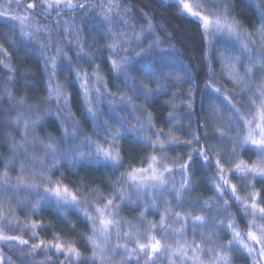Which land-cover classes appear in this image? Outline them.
Returning <instances> with one entry per match:
<instances>
[{
  "label": "snow or ice",
  "instance_id": "obj_1",
  "mask_svg": "<svg viewBox=\"0 0 264 264\" xmlns=\"http://www.w3.org/2000/svg\"><path fill=\"white\" fill-rule=\"evenodd\" d=\"M7 7L0 10V17H8L15 21L13 28H18L22 36L27 39H36L39 44L40 55L45 60V69L48 70L49 80L47 82V91L49 93L45 103L56 102L60 107L63 101L64 108L68 107L69 96L63 91L66 85L53 83L57 71V56H64L72 70L75 71V80L78 87L82 90L84 96L86 111L91 116L95 125L96 135H103L108 147H104L99 142L85 136L82 144L92 146V151L85 153L79 151L77 147L67 146L65 151H61L55 143L44 144V141L35 136V129L41 123V117L24 119V116L31 111V108L25 112L17 113L10 119L9 123L17 129L23 128L21 133L22 141H15L11 133H8L7 140L11 142L10 151L14 154L13 158L5 162V171L0 173V221L6 222V225L14 230H24L38 242L29 244L28 240L21 236H12L0 231V244H3L8 251L17 255V258L24 264V257H34L38 252L45 257L44 260L35 261L32 259L30 264H233V256L227 250H235L244 255L250 261V264H264V223H258V219L264 221V200L261 192L254 190L253 181L264 183V14L260 16L261 24L256 32L247 30L241 31L243 25L231 16L234 11L230 0H164L168 6H175L178 11L176 16H182L184 19H191L197 22L201 27V34L205 37V43L217 53V59L221 62L222 70L227 74L230 82L239 88L235 99L233 96L211 82L214 78L211 65L209 64V80L205 83V90H210L216 94V98L221 100L229 108L227 117L220 115V108L215 103H209L207 110L214 116L217 123H223V127L215 130V138L218 142L229 143L232 145L231 155L239 156L242 151L252 150L257 154V159L252 164L243 160L235 163L233 168L228 169L229 173L236 175L242 181L241 188L247 192V196L242 198L238 195L237 185L230 183L226 178L224 166L220 159L213 157L216 174L211 180L217 195L222 200V204L213 209L215 201H202V208L211 213L210 216L193 215L192 211H176V208H184L187 197L185 192L193 190L189 180L188 169L193 160L192 153L200 156L206 166H211L208 152L215 145H209L208 150L203 146L192 149L188 156V161L177 165L176 168L169 167L165 161L169 159L166 154V148L177 147L182 144L190 146L192 141L182 142L171 135V131L165 134L155 129L153 116L146 109L133 102V96L125 91L122 95L116 96L112 93L106 83L104 76L99 74V66H95V71L89 74L86 71L77 69L72 64L71 57L62 45L56 46V56H50L45 49L52 45V37L48 36L47 43H41L38 39L42 33L69 32L73 30L74 38H66V44L75 45V55L79 59L86 57L94 63L95 59L91 53L85 51L81 39L82 29L75 27L76 17L63 19L59 16L54 17L51 23H41L33 15L39 8L45 15H51L53 12L71 11L80 9L82 14L96 12V17L90 23L99 24L105 28L103 34L110 36L111 42L105 48L110 53V69L117 79L124 81L126 89L131 91L134 96L142 97L145 102H151L156 96L166 94V89L170 87L166 80H171L172 84H180L184 78L177 74L174 78L168 76L163 78L160 74L153 72L150 76L143 71L135 70L138 58L150 56L158 48L160 37L156 33V25L153 23V17L142 9L136 8L135 4L122 2V0H99L98 3L80 2V0H41L39 5L32 2L21 5L20 0H6ZM13 5H15L13 7ZM134 9L138 16L134 14ZM113 25H117L113 30ZM5 37L8 33H2ZM258 36V43L253 36ZM209 37L211 39H209ZM148 42L146 48H140L139 51L129 50L138 47L139 44ZM229 41L238 45L240 55H225L220 49L221 44H227ZM14 44V41L12 42ZM251 45V46H250ZM0 51H3L5 58L8 59L7 49L0 45ZM118 56V59H111V56ZM208 53H205V59H210ZM50 65V68H49ZM237 65L243 67V74L240 73ZM5 69L12 71L10 64L3 65ZM261 74V79L257 81L256 74ZM11 79V77H9ZM145 79H151L156 83L155 89L144 83ZM91 80V83L89 82ZM31 83L30 81H26ZM100 85L103 87V92ZM116 87L119 89L120 85ZM7 91V89H5ZM245 94L247 99L244 100ZM173 99L179 97V92H173ZM193 99L191 92L188 94V101ZM8 100H14L11 93H8ZM96 105L106 103L111 113L114 114L118 128H112L108 121L103 119L104 113L99 107L93 109L92 104ZM185 101L184 107L189 109L191 114L192 104ZM243 101V103H237ZM172 106L173 111L168 113L167 119L177 121L175 113L179 110L177 106L172 105L171 101L166 102ZM23 100L17 101L14 107H22ZM37 108L39 105L36 106ZM122 109L132 115L136 121L130 124L126 116L122 115ZM204 109L202 108L201 111ZM136 112H143L145 120L136 116ZM60 116V112H46L45 115ZM65 119L72 124L71 131L63 129L62 138L73 139L79 135L78 122L70 113L65 115ZM101 121H103L101 123ZM224 121H227L224 123ZM177 125H173L175 127ZM29 130L32 133V139H29ZM154 131L156 140L144 136L142 133ZM235 132V136L229 135ZM193 139L197 144L201 143V138L208 141L206 132H191ZM166 137V141L161 137ZM122 139H132L133 142L139 141L146 147L159 150L160 156L150 155L145 157L147 164L145 167L131 168L130 171L122 172L115 182H110V186L116 191L111 195L101 193L99 187L90 192L89 196H95L97 200L103 201L102 204L95 201H89L87 197L80 198L75 192L69 190L67 185H62L58 181H53L47 172L57 168L62 160H69L73 164L87 160L90 164L108 166L110 165L113 174L123 167V156L120 151V141ZM41 145L44 152L43 156L28 155L29 147L35 151V145ZM239 148V151L237 150ZM20 153L24 155L21 156ZM94 157V159H92ZM19 164L21 174L27 172V182L22 177H17L15 183L10 182L7 168L15 169ZM39 168V171L37 170ZM180 172L183 179L179 188L176 187L173 177L174 172ZM249 177L251 180L249 181ZM127 185V187H118V185ZM51 185V186H49ZM131 189V191H129ZM9 190L12 195H9ZM19 190H25L30 194L37 196L35 203L25 199H20L17 195ZM225 194L232 197V201L241 209V218L248 225V230L242 232L236 223L233 214L228 212L231 207L229 201L224 199ZM169 195L176 201L175 208L171 205ZM83 196V193H81ZM135 196V199H133ZM21 206L22 210L30 209L31 212H38L40 206L55 204L59 208L74 207L79 211L86 222L90 225L91 235L81 234L91 248V254L84 255L75 243L77 241L61 240L59 234L54 240L45 241L37 235V229L44 226L35 221L30 224H22L15 219V210L11 207L12 200ZM157 201H160L158 204ZM5 204L8 205L3 215ZM84 205V207H80ZM161 205L163 210L161 211ZM124 206L142 207L144 210L139 213V223L126 220L120 216V209ZM91 207L92 212L87 209ZM149 209L155 210L159 214V221H150L146 213ZM94 213V215H93ZM226 214V219H216L217 216ZM252 218L249 219L248 217ZM70 223V222H69ZM179 224V227L173 225ZM74 228V226H73ZM211 229V230H209ZM217 229L224 230L231 236L226 243H220V232ZM255 229V231L253 230ZM191 232L192 239L188 238ZM200 237L201 242L196 241ZM27 248V252L22 251ZM50 252L56 254L53 260ZM63 256L61 261L59 258ZM120 257L119 260L116 257ZM204 257H208L207 260ZM0 264H12L11 257L5 256L0 251Z\"/></svg>",
  "mask_w": 264,
  "mask_h": 264
},
{
  "label": "trees",
  "instance_id": "obj_2",
  "mask_svg": "<svg viewBox=\"0 0 264 264\" xmlns=\"http://www.w3.org/2000/svg\"><path fill=\"white\" fill-rule=\"evenodd\" d=\"M32 2V0H20L21 5H26ZM39 5L41 0H35ZM84 3H98L99 0H80ZM122 2H128L130 4H135L136 8L142 9L144 12L148 13L153 17V23L156 25V33L160 37V43L158 48L153 52L152 55L143 56L138 58V62L135 66V70L143 71L146 75H151L153 72L160 74L163 78L168 76L175 77L177 74L181 75L184 80L180 84H172L171 80H166L165 82L170 85L166 89V94H161L155 97L151 102H145L142 97H136L125 88L124 81L122 79H117L110 69V61L108 57L110 53L106 50L105 46L111 42L110 36L103 34L105 28L101 27L99 24H91L90 21L96 17V12H89L86 15L81 13L80 9H75L71 11H61L53 12L51 15H45L39 8L33 14L35 18L41 23L48 22L51 23L54 17H61L63 19H68L71 17H76L75 27L82 29L81 39L83 41V46L85 51L92 54L95 62H90L86 57L81 56L79 59L75 55V45L66 44V38H74L73 30L70 28L69 32H52L42 33L38 37L41 43L48 42V36L52 37V45L50 48L45 49L48 55L56 56V46L62 45L64 50L67 52V56L71 57L72 64L75 65L77 69L83 70L91 74L95 71V66H99V74L104 76L106 79L108 89L114 93L116 96L122 95L125 91L128 95L133 96V102L138 106L146 108L153 116V124L156 130H160L165 134L171 131V135L178 138L182 142L192 141L190 146L182 144L177 147L166 148V154L169 157L165 163L169 167L176 168L177 165L184 164L188 161V156L192 153V149L199 148L203 146L205 150H208L209 145H215L217 148L212 150L219 153V159L223 166L228 169L233 168L234 164L240 160L245 161L248 164H252L257 159V154L252 150L242 151L239 156L231 155L232 145L229 143H219L218 139L215 138V130L217 128L223 127V123H217V120L212 116L207 110L209 103H215L220 108V115L222 117H227L229 114V108L226 107L224 103H221L220 99L216 98V94L212 93L210 90H205V83L209 80V64L211 65L213 77L211 82L217 87L226 91L228 95L233 96L235 99V93L239 91L234 83L230 82L227 78V74L222 70L221 62L217 59V53L213 51L208 44L205 43V37L201 34L200 25L191 19H184L182 16H176L175 13L178 9L173 5L168 7L164 0H122ZM234 11L231 16L238 20L243 28L241 31L247 30L249 32H256V29L260 26L261 20L260 16L264 14V0H230ZM107 3V0H104ZM15 5H13L14 7ZM7 7L6 0H0V9ZM134 14L138 16L136 9L133 10ZM118 27L113 25V30ZM2 33H8L5 37ZM209 39H211L209 37ZM253 39L258 43V36L254 35ZM14 41V44L12 43ZM0 45L7 49L8 59L5 58L3 51H0V173L5 171V162L8 159L13 158L14 154L10 151L11 142L7 140L8 133L14 137L15 141L21 142V133L24 129L21 127L17 129L15 126L9 123L10 119L14 118L17 113L25 112L27 109L31 108V111L24 116V119L36 118V116L41 117V123L35 129V136L39 137L44 141V144L55 143L58 148L63 152L66 150L67 146L77 147L79 145V151L81 152H91L92 146L88 144H82L84 137H91L92 140L99 142L104 147L108 144L105 143L103 135H96L95 125L92 121L91 116L88 115L86 111V105L82 90L78 87V82L75 80V71L72 70V65L69 64L64 56H57V71L53 83H58L61 85H66L63 91L69 96L68 107L64 108L63 101H61L60 107H57L55 101L52 103H45L49 93L47 89V82L49 80L48 70L45 69V60L40 55L39 44L36 39H27L22 36L18 28H13V25L5 21L0 20ZM148 42L139 44L138 47H134L129 50V54L133 51H139L140 48H146ZM251 46V45H250ZM221 51L224 54L235 56L240 55L237 48L238 45L229 41L227 44H221ZM211 57L210 59H205V53ZM111 59H118V56L112 55ZM4 64H10L12 71L4 68ZM241 74H243L244 69L237 65ZM50 68V65H49ZM11 77V79H9ZM256 79L259 81L261 79V74H256ZM30 81L31 83H27ZM91 83V80L89 81ZM145 84L149 87L155 89L157 87L156 83H152L151 79H145ZM119 84L118 89L116 85ZM101 91L103 92V87ZM7 89V91H5ZM14 97V100H8V93ZM173 92H179L181 95L175 99L172 97ZM192 93L193 99L188 101V94ZM245 94L244 100L247 99ZM23 100L24 104L22 107H14L17 101ZM171 101L172 105L177 106L179 109L175 115L177 116V121H170L167 119L168 113L173 111L172 106L168 105L166 102ZM185 101L192 104V112L189 114V109L184 107ZM243 103V101H238ZM39 105L37 108L36 106ZM93 109L99 107L104 113L103 119L108 121V125L112 128H118L119 124L115 119L113 113L106 103H101L96 105L95 101L92 104ZM204 109L201 111V109ZM60 112V116L55 115H45L46 112ZM70 113L71 116L78 122L79 135L73 139L62 138L64 136L63 129L67 128L71 131L72 124L69 120L65 119V115ZM122 115L126 116L128 123L135 124V120L132 115L127 111V109H122ZM136 116L140 117L142 120L146 119L143 112H136ZM103 121H101L102 123ZM227 121H224L226 123ZM173 125H177L173 127ZM206 132L209 140H203L201 138V143L197 144L193 139L191 132ZM144 136L151 137L152 140H156V135L154 131H148L142 133ZM229 135L235 136V132H230ZM29 139H32V133L29 130ZM162 140L166 141V137L162 136ZM239 151V148H237ZM120 151L123 156V167L115 171L110 165L103 166L97 164H90L87 160L77 162L73 164L69 160H62L60 165L47 172L46 175L49 176L53 181H58L62 185H67L70 191L75 192L80 198L87 197L89 201H95L96 203L102 204L103 201H99L95 196H89L88 194L92 192L95 188L99 187L101 193L104 195L113 194L116 189L110 186V182H115L122 172L130 171L131 168L145 167L147 160L145 157L150 155L160 156L159 150H154L151 147H146L144 143L136 141L133 142L132 139H122L120 141ZM40 155L43 156L44 152L42 146L35 145V151L33 148L29 147L28 155ZM23 156V153H20ZM193 160L191 161V166L188 169L189 180L192 184L193 190L191 192H185L184 195L190 203L186 202L184 208H176V211L187 212L192 211L193 215H205L210 216L211 213L205 211L202 208V201L209 200L215 201L213 209L219 207L222 204V200L217 195L215 188L207 180L206 173L208 172L207 166L203 163L200 156L196 153H192ZM209 159L212 161L211 166H208L210 170L215 169L214 161L212 160L211 152H208ZM94 159V157L92 158ZM20 165L17 163L15 169L8 167V175L10 177V182L15 183L17 177H22L27 182L28 173L25 172L21 174L19 171ZM39 171V168H37ZM228 172V171H227ZM174 182L176 187L179 188L180 182L183 179L180 172H174ZM231 178L230 183L236 184L238 189V195L242 198L247 196V192L241 188L242 183H248V181H242L236 175L230 173ZM251 177H249V181ZM255 184L256 191L261 192L262 200H264V183L259 181H253ZM51 186V185H49ZM118 187H127V185H118ZM131 191V189H129ZM83 193V196H81ZM9 195H12V191L9 190ZM17 195L20 199H27L32 203H35L38 199L34 194H30L25 190H19ZM135 199V196H133ZM224 199L229 201L231 207L228 212L234 215L236 223L242 232L248 230V225L245 220L241 218V209L233 203L232 197L225 194ZM169 200L171 205L175 208L176 201L171 195H169ZM159 204L160 201H157ZM8 205L5 204V209L3 210V215H7L6 209ZM11 207L15 210V219L22 224H30L35 221L38 224L43 225V228L37 229V235L40 239L45 241H52L59 234L61 240L77 241L75 247H77L84 255L88 256L91 254L90 245L86 243L83 236L91 235L90 225L86 222L83 215L77 211L74 207L69 208H57L55 204L51 205H41L38 212H31L30 209L22 210L21 206L16 204L15 199L11 202ZM84 207V205H80ZM92 212L91 207L87 209ZM144 209L142 207L124 206L120 209V216L126 220L133 221L134 223H139L138 216ZM161 211L163 210V205H161ZM94 215V213H93ZM147 219L150 221H159V214L155 210L149 209L146 213ZM226 214H221L216 217V219H226ZM249 219L252 217L249 216ZM70 222V223H69ZM258 223H264L258 219ZM74 226V228H73ZM179 224L173 225V227H179ZM15 225L10 229L6 222L0 221V231L4 234L12 236H21L23 239L28 240L29 244L37 243L38 241L34 239L29 232L24 230H14ZM211 230V229H209ZM255 231V229H253ZM220 232V243H226L231 236L227 234L222 229H217ZM189 239H192L191 232L188 235ZM197 242L200 241V237L197 236ZM0 251L3 252L5 256L11 257L12 264H22L21 260L17 258L16 254L8 251L3 244H0ZM22 251L27 252V248H23ZM229 251L230 255L233 256V264H250V261L241 255L240 252L235 250H225ZM49 255L53 260L56 259V254L50 252ZM34 259L35 261L44 260L45 257L42 253L38 252L34 257H24V264H30V261ZM63 261L64 257L59 258ZM117 260L120 257H116ZM205 260L208 257H204ZM88 264H91L89 261ZM163 264V262H162Z\"/></svg>",
  "mask_w": 264,
  "mask_h": 264
},
{
  "label": "rangeland",
  "instance_id": "obj_3",
  "mask_svg": "<svg viewBox=\"0 0 264 264\" xmlns=\"http://www.w3.org/2000/svg\"><path fill=\"white\" fill-rule=\"evenodd\" d=\"M73 2H76V0H73ZM0 10H4V8L1 7ZM0 20L5 21V22H7V23H10V24H12V25L15 24V21L11 20V19L8 18V17H0ZM107 147H108V146H107ZM208 148H209V146H208ZM215 148H217V146H215ZM209 152H211L212 160H213V157L219 159V156H218L219 153H216V152L213 151V150H211V151H209ZM203 163H204V162H203ZM207 169H208V172L206 173V174H207V175H206V178H207V180L211 183V180L215 177L216 171H214V170H210L208 166H207ZM224 169H225V172H226V178L229 180V179L231 178L230 173L227 172V167H226V166H224ZM211 184H212V183H211Z\"/></svg>",
  "mask_w": 264,
  "mask_h": 264
}]
</instances>
